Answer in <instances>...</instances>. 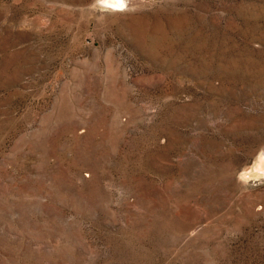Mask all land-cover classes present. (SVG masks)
Listing matches in <instances>:
<instances>
[{
  "label": "rangeland",
  "instance_id": "374dc122",
  "mask_svg": "<svg viewBox=\"0 0 264 264\" xmlns=\"http://www.w3.org/2000/svg\"><path fill=\"white\" fill-rule=\"evenodd\" d=\"M0 264H264V0H0Z\"/></svg>",
  "mask_w": 264,
  "mask_h": 264
},
{
  "label": "bare ground",
  "instance_id": "6f19581e",
  "mask_svg": "<svg viewBox=\"0 0 264 264\" xmlns=\"http://www.w3.org/2000/svg\"><path fill=\"white\" fill-rule=\"evenodd\" d=\"M101 2H104L113 8L124 7L127 4V0H101Z\"/></svg>",
  "mask_w": 264,
  "mask_h": 264
}]
</instances>
